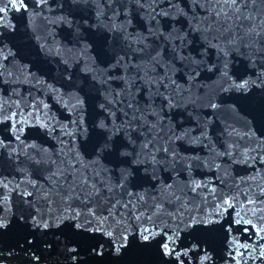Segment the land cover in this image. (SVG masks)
Returning <instances> with one entry per match:
<instances>
[{
	"label": "water",
	"instance_id": "water-1",
	"mask_svg": "<svg viewBox=\"0 0 264 264\" xmlns=\"http://www.w3.org/2000/svg\"><path fill=\"white\" fill-rule=\"evenodd\" d=\"M0 264H264V0H0Z\"/></svg>",
	"mask_w": 264,
	"mask_h": 264
}]
</instances>
